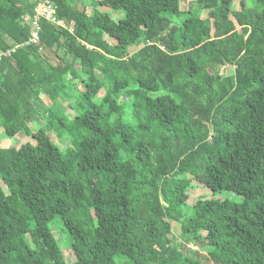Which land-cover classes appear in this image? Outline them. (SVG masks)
Here are the masks:
<instances>
[{
  "label": "trees",
  "instance_id": "1",
  "mask_svg": "<svg viewBox=\"0 0 264 264\" xmlns=\"http://www.w3.org/2000/svg\"><path fill=\"white\" fill-rule=\"evenodd\" d=\"M37 1L0 0V264H264V0H53L34 43Z\"/></svg>",
  "mask_w": 264,
  "mask_h": 264
},
{
  "label": "rangeland",
  "instance_id": "2",
  "mask_svg": "<svg viewBox=\"0 0 264 264\" xmlns=\"http://www.w3.org/2000/svg\"><path fill=\"white\" fill-rule=\"evenodd\" d=\"M90 1H93V0H85V2H90ZM203 1H206V0H203ZM241 1L242 0H234V7L238 8ZM198 2H199V0H183L181 8H182V10H186L189 7H191L194 10L195 14H197L199 17L207 18L208 17V10H200V7H198ZM78 5L80 8H82V6H83L82 2H78ZM100 9L104 10V11H109V8L100 7ZM88 12H91V11L88 10ZM119 15L122 16L123 14H119ZM107 40L110 43H114V39L111 37H107ZM136 50H137L136 46H133L130 49L131 53L135 52ZM48 62L53 64V63H55V60H54V58L50 57V55H49ZM225 67H226L225 65L221 66L218 64H214V63L209 65V69L212 73L219 71L221 74H225L226 73ZM42 101L46 104V106H51V104H52V102L49 100V98H47L45 95L42 96ZM36 126L37 125L33 124L32 128L34 130H36ZM2 133H3V130L0 129V138L3 137ZM50 136L55 142H57L56 136L53 133L50 132ZM28 140H29V138L23 137V135L19 132L15 135L14 141H12L11 143L0 142V147H3V146H1V144H3V143L8 144V145H6V147H8L11 144L16 145V146H20L21 142L24 143ZM0 141H1V139H0ZM192 186H194V188L191 190L190 198L188 200V202L190 204H194L198 198H201L203 196L210 197L212 194L211 189L208 188L204 183H201V182L194 180V181H192ZM171 224H172V231H171L172 233L170 234V237L174 236L176 238V237H178V235L180 233V228H179L180 225L176 222H173V221L171 222ZM55 231H56L57 235L60 237V243L62 245H64L65 241H66V234L65 233L62 234L60 228L58 230H55ZM65 255H66V260L69 261L70 260L69 259V256H70L69 250H67V249L65 250Z\"/></svg>",
  "mask_w": 264,
  "mask_h": 264
},
{
  "label": "built area",
  "instance_id": "3",
  "mask_svg": "<svg viewBox=\"0 0 264 264\" xmlns=\"http://www.w3.org/2000/svg\"><path fill=\"white\" fill-rule=\"evenodd\" d=\"M57 13V7L55 6L53 0H38L37 5L35 8V15L33 17V23L36 26L37 31L33 34V38L30 40V42L37 43L38 42V30H39V20L46 19L58 26L65 27V24L63 21L57 20L56 18ZM72 30V29H71ZM41 50V49H40ZM11 51L7 53H1L0 59L2 56L10 54Z\"/></svg>",
  "mask_w": 264,
  "mask_h": 264
},
{
  "label": "crops",
  "instance_id": "4",
  "mask_svg": "<svg viewBox=\"0 0 264 264\" xmlns=\"http://www.w3.org/2000/svg\"><path fill=\"white\" fill-rule=\"evenodd\" d=\"M12 141H14V138L13 139H3V138H1V141L0 142H8V143H11ZM6 145H8V144L7 143L6 144L5 143L1 144V146H3V148H7ZM11 145H9L8 147H10Z\"/></svg>",
  "mask_w": 264,
  "mask_h": 264
}]
</instances>
